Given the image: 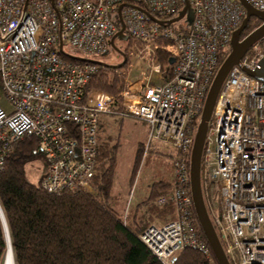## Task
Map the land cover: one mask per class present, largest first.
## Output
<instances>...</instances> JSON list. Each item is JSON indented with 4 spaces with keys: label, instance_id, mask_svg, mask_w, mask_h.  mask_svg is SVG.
I'll return each instance as SVG.
<instances>
[{
    "label": "built area",
    "instance_id": "built-area-1",
    "mask_svg": "<svg viewBox=\"0 0 264 264\" xmlns=\"http://www.w3.org/2000/svg\"><path fill=\"white\" fill-rule=\"evenodd\" d=\"M188 1L190 18L184 14L160 24L133 4L167 19L178 13L181 0H0V89L10 104L9 108L0 104V168L12 141L32 134L47 162L41 182L45 190L89 189L100 113L145 121L144 149L155 139L175 150L171 190L154 200L171 202L174 217L151 222L138 234L163 264L185 246L211 256L195 227L188 161L219 54L229 50L231 30L244 15L238 0ZM247 1L264 10V0ZM121 2L127 35L122 40L134 46L136 57L146 60L148 71L138 83L124 76L125 87L112 94L86 86L98 64L61 54L105 53L108 38L119 27L116 9ZM158 40L166 43L156 44ZM158 49L167 60L173 58L166 62L167 71L161 67ZM263 53L264 35L240 62L254 68ZM200 171L206 210L228 262L264 264V80L237 64L228 69L216 95ZM134 185L135 178L128 199ZM0 223L4 229L1 216ZM3 240L7 249L4 230Z\"/></svg>",
    "mask_w": 264,
    "mask_h": 264
},
{
    "label": "trees",
    "instance_id": "trees-1",
    "mask_svg": "<svg viewBox=\"0 0 264 264\" xmlns=\"http://www.w3.org/2000/svg\"><path fill=\"white\" fill-rule=\"evenodd\" d=\"M259 21L250 17L241 36ZM69 52L77 54L74 50ZM225 54L226 51L219 54V63ZM159 55L163 66L167 56L162 52ZM112 70L98 65L86 86L119 94L125 84L121 76L108 74ZM116 148V145L110 148L105 140L97 137L96 163L89 189L47 191L41 185L47 162L38 149L37 138L26 134L12 141L0 168V209L7 225L14 264H163L138 234L151 223L152 216L160 221L174 217L171 202H154L158 195L171 190L173 174L170 181H153L148 196L135 202L134 209L123 215L109 202ZM139 150L137 147L132 174L138 164ZM37 158L42 159L43 166L37 180L32 181L28 178L27 166ZM170 167L172 172V160ZM140 207H143L141 211ZM192 213L196 230L211 252L193 209ZM5 248L0 223V261ZM169 264L217 262L212 252L207 258L199 249L185 246L171 257Z\"/></svg>",
    "mask_w": 264,
    "mask_h": 264
},
{
    "label": "rangeland",
    "instance_id": "rangeland-1",
    "mask_svg": "<svg viewBox=\"0 0 264 264\" xmlns=\"http://www.w3.org/2000/svg\"><path fill=\"white\" fill-rule=\"evenodd\" d=\"M165 43V40H158L156 42V44ZM115 44L122 49L125 55H127V59L121 66L120 70L116 71L113 69L112 71H109L108 74L114 73L121 76L124 84H126L124 76L127 80L132 79L135 82L137 81L136 77L143 80L148 71L146 60L135 56L134 46H132L130 42L126 43L122 39L115 38ZM63 47L65 50H69V47L66 44H64ZM159 52H162V50H157L158 58L160 56ZM162 54H164V52H162ZM88 56L101 59L112 64L121 60L120 55L110 50L106 53L88 54ZM159 61L160 64H162L160 58ZM166 65L167 64L163 66L161 65V67H166L167 71L168 66ZM0 104L5 108H9L10 106L1 89ZM147 131L148 126L146 125V122L139 118L128 115H120L117 113H100L99 115V122L97 125L98 139L105 140L110 148L114 145L117 147L115 151L113 180L110 188L109 202L112 207L117 209L119 212H122L123 215L129 214L132 209H134L135 202L148 196L151 183L153 181L157 179H164L167 181L172 180L170 154L172 152L174 154V148L163 141L151 139L149 146L144 149V145L147 141ZM137 147H140L139 159L136 169L132 174L133 167L136 163ZM42 166L43 164L41 158H37L33 163L29 164L27 166L28 178L32 181H36L39 177ZM130 178H135L134 186L136 187L134 196L128 199V196L124 191L127 185L129 187L131 185L129 184ZM142 209L143 207H140L139 211ZM158 221L160 220L156 216L151 217V222ZM5 251L7 253L6 248L4 249L0 264H3L5 261Z\"/></svg>",
    "mask_w": 264,
    "mask_h": 264
},
{
    "label": "water",
    "instance_id": "water-1",
    "mask_svg": "<svg viewBox=\"0 0 264 264\" xmlns=\"http://www.w3.org/2000/svg\"><path fill=\"white\" fill-rule=\"evenodd\" d=\"M244 8V15L240 21V23L231 30L230 39H229V50L225 54V56L220 61L217 69L215 70L207 91L205 93V97L203 100V105L195 126L193 141L189 154L188 161V186L189 192L191 195L192 206L196 216V220L202 229V232L207 240L209 248L212 252L214 259L217 264H230L227 260V257L222 249V246L219 242L217 234L214 230L212 222L210 220L209 214L206 210V206L203 200V194L200 184V169H201V153L203 148V143L206 135V130L208 126V121L210 118L211 110L216 98V95L219 91L221 83L228 71V69L233 65H239L247 74L251 75L260 80H264V53L260 57L258 61V65L254 68H246L240 62V58L248 49V47L256 40L261 38L264 35V10L254 8L247 0H238ZM182 6L178 13L167 19H160L150 13L147 9L139 6L137 4H133L135 7L141 9L151 20L156 21L160 24H167L173 22L184 14L190 18L191 9L189 6L188 0H181ZM124 3L121 2L118 4L116 13L117 19L119 23V27L114 31V33L108 38L109 46L121 56V60L116 63H109L101 59H96L87 56H81L77 54H71L63 52L70 58L84 61H92L98 65L108 67V68H118L121 67L126 61V55L114 42L115 38L125 39L127 35L124 32V22L120 15V8ZM255 17L259 19V23L248 30L241 36V32L244 31L245 27L248 24L250 17ZM58 49L62 50L61 42L58 43ZM173 58H169V62H172ZM2 211L0 209V216L3 224V230L6 234V239L8 243V248L10 247L9 234L7 231V225L4 220V216L2 215Z\"/></svg>",
    "mask_w": 264,
    "mask_h": 264
},
{
    "label": "bare ground",
    "instance_id": "bare-ground-1",
    "mask_svg": "<svg viewBox=\"0 0 264 264\" xmlns=\"http://www.w3.org/2000/svg\"><path fill=\"white\" fill-rule=\"evenodd\" d=\"M11 255H12V253H11V249L9 247V248H7V253H6L5 261H4L3 264H14Z\"/></svg>",
    "mask_w": 264,
    "mask_h": 264
},
{
    "label": "crops",
    "instance_id": "crops-1",
    "mask_svg": "<svg viewBox=\"0 0 264 264\" xmlns=\"http://www.w3.org/2000/svg\"><path fill=\"white\" fill-rule=\"evenodd\" d=\"M136 78H137V81H136L137 83L143 81V80H141V78H139V77H136ZM130 81H134V80L130 79ZM130 183H131V178L129 179V184H130ZM130 186H131V185H130ZM135 187H136V186H134V190H133V195H132V197L134 196ZM129 188H130V187H129L128 185L125 187V191H124V192H125L126 194L128 193ZM123 196H124V194H123ZM132 197H131V198H132ZM129 205H131V204H129Z\"/></svg>",
    "mask_w": 264,
    "mask_h": 264
},
{
    "label": "flooded vegetation",
    "instance_id": "flooded-vegetation-1",
    "mask_svg": "<svg viewBox=\"0 0 264 264\" xmlns=\"http://www.w3.org/2000/svg\"><path fill=\"white\" fill-rule=\"evenodd\" d=\"M246 32H247V31H246ZM246 32H245V33H246ZM125 39H126V38H125ZM125 39H123V40H125ZM114 42H115V39H114ZM110 51H113V52H115V51H114L113 49H111V48H110Z\"/></svg>",
    "mask_w": 264,
    "mask_h": 264
}]
</instances>
